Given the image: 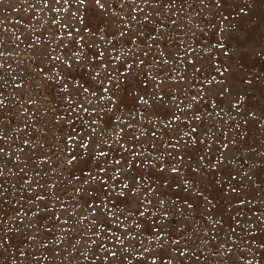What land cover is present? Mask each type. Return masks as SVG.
<instances>
[{
  "label": "snow or ice",
  "instance_id": "1",
  "mask_svg": "<svg viewBox=\"0 0 264 264\" xmlns=\"http://www.w3.org/2000/svg\"><path fill=\"white\" fill-rule=\"evenodd\" d=\"M24 2L28 4L25 11L31 13L30 19L52 13L50 24L58 26L57 30L49 33L51 40L43 32L37 34L33 29L31 34L16 35L15 40L9 42L3 39V31L6 29H3V21L0 20V70L5 67L3 58L6 53L11 56V51H8L9 43L14 48H19V41L28 40L27 47L32 52L37 68L36 76H42L44 87L48 90L46 95L51 96L55 105V108L49 110L55 113L61 104L65 106L68 118L65 120L63 116H59L57 123L63 120L61 130L70 128L71 131L63 136V143L55 149L61 151L63 156L56 161V168L67 173V176L58 181L65 186L61 195L66 196L70 192V199L73 201L70 208H64L61 204V212L76 217L77 223L88 220L84 229L76 234V242L80 243L87 237V248L92 250V264H96V261L100 264H130V256L138 264L140 261L143 264H163L165 256H169L166 264H173L174 259L186 258L188 249L179 247L181 239L172 237V232L167 230L172 227V221L177 216L187 223L188 216L198 211L195 205L199 202L212 204L201 187L205 181V173L213 176L214 173L223 172L230 181H237L235 186L229 183L225 188L224 181L213 176L210 182L220 185L219 191L225 195L237 193L242 180H252L248 171L233 164L234 156L225 154L224 150H229L228 143L221 141L220 149L213 150L210 144H205L201 139L198 128L194 126V122L203 121L198 106L205 95L209 96L211 105L216 104L211 100V96H215L227 100L231 108L240 106L243 97L237 95L234 97L235 102L228 99L231 93L224 75L228 68L214 65V70L222 79L217 80L213 76L205 81L207 89L201 87L190 99L188 96L180 98L177 90L183 95L187 90L186 81L192 79L186 73L191 72L193 76L202 74L203 66L197 67V62L191 59L185 60L180 66L172 65L171 61L179 57L173 52L165 58L160 47L161 43L168 45L174 38L166 33L162 21L152 23L161 15V7L175 11L176 0ZM199 2L205 5V0ZM230 2L235 3L236 0H212L218 10H223ZM187 3L188 0H182V5ZM114 4L118 5L120 12H125V9L128 11L121 16L120 12L113 10ZM237 8L240 13L244 12V6L237 4ZM145 9H151L156 16ZM94 17L102 20L106 18L109 29L114 22L123 26L107 38L101 35L97 39V32L89 27ZM127 18L135 22V28L131 23H125ZM53 40L56 41L55 47L52 46ZM100 41L106 47L102 48ZM219 47L223 48L224 45L221 43ZM58 51H62L63 55L54 54ZM188 51L185 48V52ZM224 55L227 56L228 53L225 52ZM49 62L52 67L46 71L42 65ZM173 72L176 75H172ZM165 73L168 75L164 76ZM245 83L250 84L251 81ZM213 84L216 87H212ZM2 86L3 75L0 73V88ZM187 87L191 88L192 85L189 83ZM3 104L4 101L0 100V105ZM250 115L255 117V113ZM253 122L261 124L259 119ZM145 125L148 127L145 128ZM3 126L0 122V128ZM183 128L189 130L183 131ZM0 139L3 137L0 136ZM39 147L43 149L44 145ZM69 148L71 151H67ZM201 151L203 154H195ZM217 151L220 152L219 155L216 154ZM5 154V148L0 145V157ZM187 156H191L194 164L186 159ZM169 157L175 160L174 164L171 161L167 165L164 163ZM243 162L247 164L248 159ZM259 163L261 167L254 173L256 175L264 171V160ZM166 170L171 176V183L169 177L164 176ZM4 171L0 163V260L9 248L15 246L17 254L13 257L9 253L10 260H27L31 256L34 264H40L39 255L21 250L20 245L25 241L35 243L40 239L38 248L47 249L44 238L51 229L45 226L41 232L36 227V224H42L47 217H42L41 211L32 209L22 213L20 208L14 206L12 211L15 218L10 217L3 207L7 202L4 197L7 189L4 188L2 179ZM238 177L242 179L238 181ZM157 180L160 182L157 183ZM48 187L56 188L57 185L50 184ZM258 190L264 191V188ZM188 194H193V200L188 198ZM44 199L41 195L35 197V201ZM56 199L59 200L60 196ZM237 199L239 208L246 206L244 199L239 196ZM28 202L34 203L31 198ZM247 203L252 201L248 200ZM50 205L51 201L44 205L45 209H49L48 215L55 221H60L61 216L52 212ZM81 210H85L87 215L77 216ZM207 211L208 218L212 219L211 209ZM29 212L32 217L38 218L35 223L29 217ZM24 218H29L28 224L24 223ZM230 219L239 226L238 217ZM212 223L219 224L222 221L212 220ZM254 227L264 229V219H260ZM228 228V238L231 240L236 227L228 224ZM174 231L184 238V229ZM169 237L172 238L168 239ZM258 238L257 235L251 237L253 242ZM145 239L149 243H158L159 250L147 247ZM223 247V242L214 245L217 252L221 253ZM246 247L252 251L251 245ZM215 254L217 253L214 252L213 255ZM224 258L231 259L232 264H240V259L234 252ZM241 258L246 264H264V239L252 251L251 259L245 257L243 252ZM84 259H88L87 255H84Z\"/></svg>",
  "mask_w": 264,
  "mask_h": 264
},
{
  "label": "rangeland",
  "instance_id": "2",
  "mask_svg": "<svg viewBox=\"0 0 264 264\" xmlns=\"http://www.w3.org/2000/svg\"><path fill=\"white\" fill-rule=\"evenodd\" d=\"M237 4L244 6L243 13L239 12ZM26 8L28 4L24 0H0V20L3 21V29H6L3 31V39L11 42L15 40L16 35L31 34L35 29L37 34L43 32L51 40L49 33L55 32L58 27L50 24L53 14L44 13L30 19L31 13L25 11ZM113 10L120 12L118 5L115 4ZM127 11L128 9H125V12ZM145 11L156 16L151 9H145ZM125 12H120L121 16H124ZM160 12L161 15L152 23L162 21L166 33L174 38V41L168 45L161 43L160 51L164 53L165 58L175 52L179 59L172 60V65L180 66L185 60L191 59L197 62V67L203 66L202 74L193 76L191 72L186 73L192 79L186 81L187 90L183 95H180L177 90L181 99L184 96L190 99V96L201 87L207 89L208 85L205 81L213 76L217 80L222 79L214 70V65L228 68V72L224 74L227 78L226 85L231 93L228 99L235 102L234 97L237 95L243 97L240 106L231 108L227 100L218 99L215 96H211V100L216 104L211 105L209 96L205 95L198 106L203 121L194 122V126L198 128L201 139L205 144H210L213 150L220 149L221 141L228 143L229 150H224L225 154L234 156L233 164L248 171L252 177L251 181L242 180L237 193L225 195L219 191L220 185L210 182L213 176L222 179L225 188L229 183L235 186L237 181H230L223 172L214 173L213 176L205 173V181L201 187L212 204L199 202L195 205L198 211L188 216L187 223L182 222L177 216L172 221V227L167 230L172 232V237L181 239L179 247L188 249L186 258L174 259L173 264H232L231 259L224 258L230 255V252L235 253V256L240 259V264H246V261L241 258V253L243 252L245 257L251 259L252 251L260 240L264 239V229L254 227L260 219H264V191L258 190L264 188V171L259 172V175L254 174L261 167L259 162L264 160V155H258L264 154V0H236L235 3L230 2L223 10H218L212 0H205V5H201L199 0H188V3L183 5L182 0H176L175 11L161 7ZM125 23H131L133 28L136 27L135 22H132L130 18H127ZM122 26L114 22L109 29L107 19L102 20L99 17L92 18L89 23V27L97 32V39L101 35L107 38ZM46 29L48 31H45ZM18 43L19 48H14L9 43L8 51H11V56L6 53L3 58L5 67L0 70L3 75L0 100L4 101V104L0 105V122L4 125L0 128V136L3 137L0 139V145L5 148L6 153L0 157V163L5 169L3 185L7 189L4 193L7 201L3 205L4 210L9 212L13 219L15 218L13 206L20 208L22 213L32 209L41 211L42 217H47L43 219L42 224H36L41 232L45 226L51 229L44 238L47 249L38 248L40 239H37L35 243L25 241L20 245L21 250L39 255L40 264H92V250L87 248V237L80 243L76 242V234L84 229L88 220L77 223L76 217H70L67 213L61 212V204L64 208H70L73 203L70 192L66 196L61 195L65 186L58 183L63 176H67V173L56 168V161L63 156L61 151L55 149L63 143V136L71 131L70 128L61 130L64 125L63 120L57 123L59 116H63L65 120L68 118L64 110L65 106L61 104L55 113L49 110L55 108V105L52 103L51 96L46 95L48 90L44 87L42 76H36V64L32 59L31 50L27 47L29 41L22 39ZM221 43L224 45L223 48L219 47ZM55 45L56 41L53 40L52 46L55 47ZM100 46L106 47L103 41H100ZM185 48H188V53L185 52ZM225 52L228 53L227 56L224 55ZM54 54L63 55V52L58 51ZM42 66L48 71L52 63ZM56 67L59 68V65L56 64ZM166 75L168 74L165 73L164 76ZM172 75H176V72ZM245 81H251V83H245ZM189 83L192 85L191 88L187 87ZM17 85L20 86L17 87ZM212 87H216L215 84ZM208 113L212 115L209 116ZM250 113H255V117ZM85 118L88 119L87 116ZM255 119H259L261 124L254 123ZM76 127L79 130V122ZM147 127L145 125V128ZM39 145H44L43 149ZM67 151H71V148ZM195 154L201 155L203 151ZM216 154L219 155L220 152L217 151ZM186 159L194 164L191 156H187ZM245 159H248L247 164L243 162ZM45 160L48 162H44ZM169 161L172 164L175 163V160L170 157L164 163L167 165ZM164 176L169 177V183L172 182L167 170ZM241 179V177L237 178L238 181ZM159 182L160 180H157V183ZM50 184H56L57 187L49 188ZM37 195L44 196L45 199L35 201ZM57 196H60L59 200L56 199ZM237 196L246 201V206L242 209L238 207ZM30 198L34 203L29 204ZM188 198L193 200V194H188ZM248 200L252 203H247ZM49 201H51L50 210L61 216L60 221H55L48 215L49 209L44 208ZM209 208L212 219L208 218ZM81 214L86 216L87 212L81 210L77 216ZM233 216L238 217L239 226L230 219ZM29 217L34 223L38 219L32 217L31 212ZM212 220H220L222 223L213 224ZM224 221L227 223H223ZM24 223L28 224L29 218H24ZM228 224L236 227V232L231 234V240L228 238L230 232ZM178 228L184 229V238L174 231ZM252 235H257L259 238L253 242ZM222 242L223 251L217 252L214 245ZM105 243L109 241L105 240ZM145 245L150 249L159 250L158 243H149L148 239H145ZM246 245H251L252 251H249ZM109 246H111L110 243ZM214 252L217 254L213 255ZM9 253L14 257L17 254L16 247L13 246L4 253L0 264H34L31 256L27 260H10ZM84 255H87V260L84 259ZM45 257L47 259H44ZM168 259L169 256H165L163 264H166ZM96 264L100 262L96 261ZM130 264H138V262L132 260L130 256ZM139 264H143V261Z\"/></svg>",
  "mask_w": 264,
  "mask_h": 264
}]
</instances>
